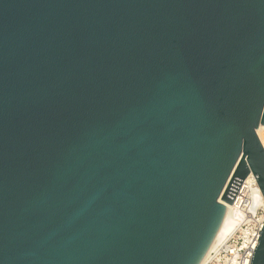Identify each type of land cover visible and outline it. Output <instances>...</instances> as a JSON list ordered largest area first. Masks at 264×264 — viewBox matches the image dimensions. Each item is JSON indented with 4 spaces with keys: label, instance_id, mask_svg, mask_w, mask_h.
Segmentation results:
<instances>
[{
    "label": "water",
    "instance_id": "95a60500",
    "mask_svg": "<svg viewBox=\"0 0 264 264\" xmlns=\"http://www.w3.org/2000/svg\"><path fill=\"white\" fill-rule=\"evenodd\" d=\"M260 125L264 0H0V264H198Z\"/></svg>",
    "mask_w": 264,
    "mask_h": 264
},
{
    "label": "built area",
    "instance_id": "2783aa9c",
    "mask_svg": "<svg viewBox=\"0 0 264 264\" xmlns=\"http://www.w3.org/2000/svg\"><path fill=\"white\" fill-rule=\"evenodd\" d=\"M260 140L264 148V138ZM257 188L260 189L253 173L242 180L232 202L237 224L211 249L204 264L251 263L264 224V205Z\"/></svg>",
    "mask_w": 264,
    "mask_h": 264
},
{
    "label": "bare ground",
    "instance_id": "6f19581e",
    "mask_svg": "<svg viewBox=\"0 0 264 264\" xmlns=\"http://www.w3.org/2000/svg\"><path fill=\"white\" fill-rule=\"evenodd\" d=\"M257 133L258 136L260 138H264L263 133H264V125H260L257 128ZM257 191H259L260 197L263 200V205H264V197L262 195V192L260 189L257 188ZM225 205V207L228 208L227 214L225 216V219L222 223V225L220 226L215 238L213 239L212 243L210 244L209 248L207 249V251L205 252L204 256L202 257V259L199 261L198 264H204L205 260L209 254V252L211 251V249H213L215 247V245L217 244V242L219 240H221L222 238H224L226 235H228L235 227V225L237 224V212L234 211L233 209V205L232 203H228L226 201H222Z\"/></svg>",
    "mask_w": 264,
    "mask_h": 264
},
{
    "label": "rangeland",
    "instance_id": "374dc122",
    "mask_svg": "<svg viewBox=\"0 0 264 264\" xmlns=\"http://www.w3.org/2000/svg\"><path fill=\"white\" fill-rule=\"evenodd\" d=\"M263 136H264V133H263Z\"/></svg>",
    "mask_w": 264,
    "mask_h": 264
}]
</instances>
